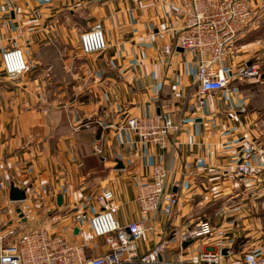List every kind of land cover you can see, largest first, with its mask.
I'll use <instances>...</instances> for the list:
<instances>
[{
  "label": "crops",
  "instance_id": "crops-1",
  "mask_svg": "<svg viewBox=\"0 0 264 264\" xmlns=\"http://www.w3.org/2000/svg\"><path fill=\"white\" fill-rule=\"evenodd\" d=\"M187 1L0 0V236L13 243L45 231L84 244L85 256L97 257L105 247L89 227L99 210L96 197L112 193L119 225L141 222L137 188L161 164L177 204L170 215L159 212L143 223L137 255L159 244L163 261L184 264L202 250L226 251L225 262L246 252L264 254V230L245 225L244 206L258 197L237 199L228 191L264 187L261 111L251 108L247 80L199 98L197 57L176 44L184 18L177 11ZM246 1L252 14L264 9V0ZM95 23L106 50L84 56L79 36ZM261 25L253 16L224 67L239 72L252 64L262 48L252 34ZM12 48L22 51L27 70L10 80L1 55ZM157 115L179 125L164 150L139 143L124 128L131 117ZM238 163L249 167L248 176L233 174ZM10 186L24 191L25 200L9 201ZM236 201L238 212L220 207ZM201 221L222 236L184 246L179 235Z\"/></svg>",
  "mask_w": 264,
  "mask_h": 264
},
{
  "label": "built area",
  "instance_id": "built-area-1",
  "mask_svg": "<svg viewBox=\"0 0 264 264\" xmlns=\"http://www.w3.org/2000/svg\"><path fill=\"white\" fill-rule=\"evenodd\" d=\"M180 15L184 18L176 44L181 50L197 57L195 80L199 98L224 91L233 80L259 77L257 66L239 72L223 66L227 51L251 22V12L244 0H188L183 11H177V17ZM79 46L84 56L104 52L106 40L102 26L95 23L82 33ZM1 66L9 79L19 77L27 70L24 55L17 48L2 53ZM199 102L201 104L202 100ZM124 128L139 143L160 150L166 149L169 136L179 131V125L165 115L131 117L125 122ZM238 165L240 174L250 173L249 168ZM166 179L165 167L157 164L152 169L151 179L139 184L136 194L141 218L139 223L125 226L118 224V209L110 191H103L96 197L99 210L89 219V227L93 239L103 241L105 252L101 255L87 258L84 244H69L45 231H34L13 243L0 236V264H184L181 259L176 262L163 261L161 255L164 244L156 245L141 256L135 252L136 244L146 232L143 223L159 212L170 215L177 204L176 195L166 190ZM212 234L222 236L221 231L201 221L192 230L179 235V240L191 244ZM189 264H264V254L246 252L236 262H225L220 251H202L192 255Z\"/></svg>",
  "mask_w": 264,
  "mask_h": 264
},
{
  "label": "rangeland",
  "instance_id": "rangeland-1",
  "mask_svg": "<svg viewBox=\"0 0 264 264\" xmlns=\"http://www.w3.org/2000/svg\"><path fill=\"white\" fill-rule=\"evenodd\" d=\"M7 1L10 5L14 4L16 1L15 0H5ZM20 1V0H18ZM251 12V9L248 5V2L246 0H244ZM264 8V6H263ZM257 16V18L262 19V25L261 27H259V29H257L255 31V34H252L253 38H257L255 40L259 41V43L261 44L262 48H260L259 52L255 55V57L253 56L252 59L250 61H252V64L246 68H250L251 66H257L258 68V73H259V77L257 79H249V80H244L246 81L245 83L248 84L249 82H253V84H248V85H244V90L248 89V95L251 98V108L253 107H258V109L261 111V115H262V121L261 123H259V128L263 134L264 137V9L261 11H254L253 10V14L251 12V21L253 16ZM251 23V22H250ZM249 23V24H250ZM254 33V32H253ZM80 37V36H79ZM80 48V47H79ZM227 54V53H226ZM2 67V66H1ZM5 74V73H4ZM6 76V75H5ZM7 77V76H6ZM8 78V77H7ZM9 79V78H8ZM12 80V79H10ZM237 82H239L238 80H235ZM233 82V81H232ZM239 164V163H238ZM238 164L235 165V171L233 174L235 175H241V176H248V175H243L240 174L237 170L238 168ZM241 166H244L243 164L240 163ZM246 167V166H244ZM249 168V167H247ZM233 179H237L236 176H232ZM231 177V178H232ZM252 179H254V177H250ZM229 192H231L230 194L235 196L237 199L239 197H242L244 195L249 196L250 199H252V197H258V200H255V203L253 201L252 204H248L245 205L244 207L247 208V211L250 215L249 218H246L247 220L250 219L249 221H247V224L244 223V219L241 218L242 220H239V224H245L248 226V228H250L252 231L257 230L256 228H262L264 230V187L262 188H248V190L246 191V189H242L239 186H237L236 189H233V187H231L230 189H228ZM235 200H231L228 204H231L232 202H234ZM239 201L235 202V205L232 206H228V205H220V207H224L231 210V212H238L240 211V208L237 206ZM208 222V221H206ZM209 223V222H208ZM198 224V223H197ZM249 229V230H250ZM261 229V230H262ZM240 241L247 242V240L244 239H240ZM205 251V250H202ZM200 251V252H202ZM250 251V250H248ZM177 261V260H176ZM176 261H172V262H176Z\"/></svg>",
  "mask_w": 264,
  "mask_h": 264
},
{
  "label": "water",
  "instance_id": "water-1",
  "mask_svg": "<svg viewBox=\"0 0 264 264\" xmlns=\"http://www.w3.org/2000/svg\"><path fill=\"white\" fill-rule=\"evenodd\" d=\"M117 168L118 169H121L122 166L120 163H117ZM25 200V193L24 191H20L18 190L17 188L13 187V186H10L9 188V201L11 202H21V201H24ZM57 204L60 205L61 204V196H58L57 197ZM77 231H75L76 233ZM187 243H184V246H186ZM222 255H225L226 254V251H222L221 252Z\"/></svg>",
  "mask_w": 264,
  "mask_h": 264
}]
</instances>
